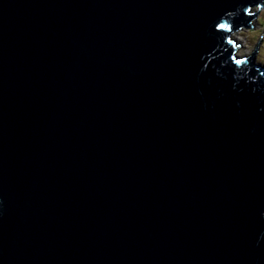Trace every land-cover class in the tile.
Segmentation results:
<instances>
[{"label": "water", "instance_id": "1", "mask_svg": "<svg viewBox=\"0 0 264 264\" xmlns=\"http://www.w3.org/2000/svg\"><path fill=\"white\" fill-rule=\"evenodd\" d=\"M258 4L0 0V264H264Z\"/></svg>", "mask_w": 264, "mask_h": 264}, {"label": "rangeland", "instance_id": "2", "mask_svg": "<svg viewBox=\"0 0 264 264\" xmlns=\"http://www.w3.org/2000/svg\"><path fill=\"white\" fill-rule=\"evenodd\" d=\"M256 7L251 9V13H257ZM253 29L241 28L235 31L232 37L237 39L238 43L241 45L238 49L241 55H250L260 40L258 47L257 61L264 66V7L258 12L256 18L252 21Z\"/></svg>", "mask_w": 264, "mask_h": 264}, {"label": "snow or ice", "instance_id": "3", "mask_svg": "<svg viewBox=\"0 0 264 264\" xmlns=\"http://www.w3.org/2000/svg\"><path fill=\"white\" fill-rule=\"evenodd\" d=\"M259 7H260V5L258 4V5H257V8H259ZM244 12H245V13H249V9L245 8V9H244ZM216 28H217L218 30H228V26H227L226 24H224V23L216 24ZM235 63L240 64L241 61H240V60H236Z\"/></svg>", "mask_w": 264, "mask_h": 264}, {"label": "clouds", "instance_id": "4", "mask_svg": "<svg viewBox=\"0 0 264 264\" xmlns=\"http://www.w3.org/2000/svg\"><path fill=\"white\" fill-rule=\"evenodd\" d=\"M233 34H234V32L232 33V35H233ZM236 41H237V39H236ZM237 44L240 45V44L238 43V41H237ZM240 46H241V45H240ZM237 51H238V49H237ZM251 54H252V53H251ZM251 54H250V55H251ZM262 216H264V213H262Z\"/></svg>", "mask_w": 264, "mask_h": 264}, {"label": "bare ground", "instance_id": "5", "mask_svg": "<svg viewBox=\"0 0 264 264\" xmlns=\"http://www.w3.org/2000/svg\"><path fill=\"white\" fill-rule=\"evenodd\" d=\"M264 47V46H263ZM263 51H264V49H263ZM237 53H239V51H237Z\"/></svg>", "mask_w": 264, "mask_h": 264}, {"label": "trees", "instance_id": "6", "mask_svg": "<svg viewBox=\"0 0 264 264\" xmlns=\"http://www.w3.org/2000/svg\"><path fill=\"white\" fill-rule=\"evenodd\" d=\"M260 40H258V43H259ZM260 44V43H259Z\"/></svg>", "mask_w": 264, "mask_h": 264}]
</instances>
